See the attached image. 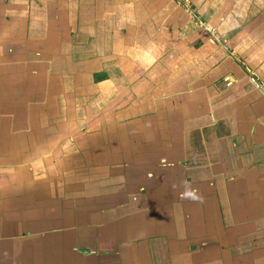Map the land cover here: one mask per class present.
<instances>
[{
    "label": "crops",
    "instance_id": "obj_1",
    "mask_svg": "<svg viewBox=\"0 0 264 264\" xmlns=\"http://www.w3.org/2000/svg\"><path fill=\"white\" fill-rule=\"evenodd\" d=\"M185 1L0 0V264H264V18Z\"/></svg>",
    "mask_w": 264,
    "mask_h": 264
},
{
    "label": "rangeland",
    "instance_id": "obj_2",
    "mask_svg": "<svg viewBox=\"0 0 264 264\" xmlns=\"http://www.w3.org/2000/svg\"><path fill=\"white\" fill-rule=\"evenodd\" d=\"M205 9H206V13H200V14H193V6L189 4V2L185 1L184 4H186V9L192 14V17L194 18V20L196 21V25L200 31V33L207 39H211L214 42H220L221 39L218 36V31H217V27H215V24L211 22L208 16L209 13L213 12L214 10L217 9L218 7V2L216 0H205ZM221 3V7L223 8V6L225 5V3H223L222 1H220ZM244 6L246 7L247 12H252V18L251 20L248 22L246 26L250 27L252 25H254L258 20H262L264 17V0H243ZM230 6V5H229ZM256 6H259L260 9H258L259 11L255 10ZM225 11H222L221 13H219V15H224ZM260 17L259 19H257V17ZM246 33L243 30L242 27L238 28L237 31H233L229 34V36L227 37L231 44H235L236 41L239 40V38H241V36H244ZM218 39V40H217ZM222 44V42H220ZM228 48L227 50L230 49V47L227 45V43L225 44ZM234 51V50H233ZM235 52V51H234ZM252 76H250V79Z\"/></svg>",
    "mask_w": 264,
    "mask_h": 264
},
{
    "label": "trees",
    "instance_id": "obj_3",
    "mask_svg": "<svg viewBox=\"0 0 264 264\" xmlns=\"http://www.w3.org/2000/svg\"><path fill=\"white\" fill-rule=\"evenodd\" d=\"M260 17L258 16L257 19H259Z\"/></svg>",
    "mask_w": 264,
    "mask_h": 264
}]
</instances>
